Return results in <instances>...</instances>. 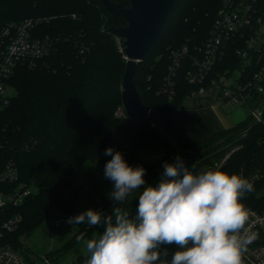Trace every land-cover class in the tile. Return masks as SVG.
Returning a JSON list of instances; mask_svg holds the SVG:
<instances>
[{
  "label": "trees",
  "instance_id": "1",
  "mask_svg": "<svg viewBox=\"0 0 264 264\" xmlns=\"http://www.w3.org/2000/svg\"><path fill=\"white\" fill-rule=\"evenodd\" d=\"M110 1L129 5L128 0ZM219 6L220 0H176L160 38L136 65L135 85L141 101L173 127L183 146L191 151L185 154L192 162L199 161L197 165L205 160L212 162V153L220 156V146L242 143L243 147L222 169L237 174L242 167L264 163V109L261 122L252 125L250 115L232 130L190 144L173 120L175 112L185 108L187 95L196 88L187 79L189 59L176 74L175 96L169 99L158 94L172 63V50L184 46L193 50L202 43ZM31 18L42 20L36 27L38 36L60 37V43L37 68H15L9 80L14 97L0 117V154L5 160H14L20 181L36 189L22 205L11 210L12 214L22 215L23 221L19 230L6 236L14 249L35 264L26 238L55 214L79 215L76 203L90 195H96L94 204L97 198L101 201L100 182L111 159L104 155L107 148L122 152L129 165L143 166L146 182L152 177V168L162 167L183 152L168 134L161 133L164 128L159 123L115 115L122 104L127 60L118 49L112 29L125 26L124 18L110 13L103 0H0V29ZM81 47L85 49L83 53ZM239 64L235 58L223 67L233 70ZM217 143L221 144L216 146ZM153 144H159L162 152L150 168L140 152ZM89 161L94 165L81 177ZM255 193L253 189L241 197L243 209L257 205ZM103 202L108 211L115 205L108 196L103 197ZM79 226L80 235H88L96 228L87 223ZM69 246L70 242L64 249ZM82 258L81 264H86L90 254Z\"/></svg>",
  "mask_w": 264,
  "mask_h": 264
},
{
  "label": "built area",
  "instance_id": "2",
  "mask_svg": "<svg viewBox=\"0 0 264 264\" xmlns=\"http://www.w3.org/2000/svg\"><path fill=\"white\" fill-rule=\"evenodd\" d=\"M40 22L41 19H25L0 29V117L14 97L9 80L15 68L18 65L37 68L60 43V37L37 35L36 27ZM115 39L119 51L125 57L124 39L116 35ZM84 50L81 47L80 52ZM235 58L240 60L235 69L223 67L224 63H231ZM170 59L172 63L158 94L169 99L175 96L176 74L183 62L189 59L191 66L187 79L196 88L187 95L188 104L199 108L215 100L226 105H245L255 123L261 122V98L264 95V0H220L216 16L203 42L196 44L193 50L188 46L172 50ZM234 73H239V77L230 83L229 78ZM115 115L121 119H130L123 104L118 106ZM242 147V143L227 144L221 155L208 163L205 169H223ZM180 156L186 166L192 163L191 157L185 153ZM237 175L252 184L257 198L255 207L243 209L246 220L240 235L245 243L240 264H264V163L254 168L242 167ZM35 192V186L20 181L16 162L5 160L0 154V264H30L20 251L14 249L6 236L19 230L23 221L22 215L12 214L11 210L22 205ZM94 207V210L105 214L110 212L100 204L99 198ZM70 217L58 216L53 227L72 225L67 222ZM167 247L170 253L176 250L175 245ZM41 264H53L48 254L42 257Z\"/></svg>",
  "mask_w": 264,
  "mask_h": 264
},
{
  "label": "clouds",
  "instance_id": "3",
  "mask_svg": "<svg viewBox=\"0 0 264 264\" xmlns=\"http://www.w3.org/2000/svg\"><path fill=\"white\" fill-rule=\"evenodd\" d=\"M104 155L111 157L104 177L114 185L107 194L114 207L107 215L88 209L67 221L104 227L86 241V264H240L246 220L241 197L253 190L246 179L220 167L194 172L195 165L189 168L177 156L164 162L152 186L146 169L129 165L122 152L109 147ZM138 191L133 217L125 205ZM170 245L176 247L172 253Z\"/></svg>",
  "mask_w": 264,
  "mask_h": 264
},
{
  "label": "rangeland",
  "instance_id": "4",
  "mask_svg": "<svg viewBox=\"0 0 264 264\" xmlns=\"http://www.w3.org/2000/svg\"><path fill=\"white\" fill-rule=\"evenodd\" d=\"M239 77V73H234L232 76H230V83H234L235 80ZM189 101L186 100V103ZM217 105L219 104L220 107H222V113L226 115L227 119L232 120L233 123L237 124L243 120H245L247 117L250 116V110L248 106L245 105H239V104H224L220 101L212 100L207 105ZM206 105V106H207ZM255 106V105H254ZM210 107V106H209ZM261 109H264V103L261 106ZM161 133L163 135H166L167 132L165 129H161ZM227 144L220 146L217 149V152H220L223 150ZM162 152V148L159 144H153V146L141 150L140 154L142 158L146 161V164L148 167L152 168L155 163V158L158 153ZM177 156H180L179 154ZM176 156V157H177ZM171 160H167L170 163L175 162V158ZM181 157V156H180ZM210 160H216L217 156L215 153L210 154L209 156ZM199 161L192 162L188 164L187 166L191 168L193 165L195 167L192 169L194 172H199L201 170H204L205 167L208 165L207 160H205L200 165H197ZM94 165L93 162L89 161L86 163L81 177L84 175V173L88 172L92 166ZM163 166L160 168H152V177L148 180V184L152 186L158 185L161 174L163 172ZM113 183L106 179L105 177L100 182V204L103 206V197L108 196L107 194L110 193L113 189ZM139 191H142L139 190ZM139 191L137 193H134L133 196L130 198V201L128 202V205L126 206L128 210L131 212V215H134L137 212L138 207V195ZM137 197V198H136ZM96 198V195H90L89 197H86L76 203V209L78 211L83 212L88 209H94V200ZM110 213V212H109ZM107 215V214H106ZM59 215H53L48 220H46L41 226H39L28 238H24L26 240V247L30 248V255L35 259L37 264L42 263V257L44 255L48 254V257L51 259V262L53 264H81L83 262L82 257H88L89 253L86 250V241L89 239H92L94 237H98L103 231V226H96L94 230L90 234H84L80 235V226L78 225H65L61 228H54L53 224L55 219ZM75 241H71L74 240ZM70 242V246L68 249H64L65 245ZM60 251V252H59ZM49 252H52L51 254ZM58 255V256H57Z\"/></svg>",
  "mask_w": 264,
  "mask_h": 264
},
{
  "label": "water",
  "instance_id": "5",
  "mask_svg": "<svg viewBox=\"0 0 264 264\" xmlns=\"http://www.w3.org/2000/svg\"><path fill=\"white\" fill-rule=\"evenodd\" d=\"M128 2V6H123L110 0H103L104 6L110 13L124 18L127 23L123 27L112 29L114 35L124 39L127 60L122 85V104L130 119L148 118L159 123L180 152H191L183 146L173 127L141 101L135 85L136 65L144 59L160 38L164 23L173 10L176 0H128ZM261 103H264V99ZM254 124L255 121L252 125ZM220 144L217 143L216 146Z\"/></svg>",
  "mask_w": 264,
  "mask_h": 264
},
{
  "label": "crops",
  "instance_id": "6",
  "mask_svg": "<svg viewBox=\"0 0 264 264\" xmlns=\"http://www.w3.org/2000/svg\"><path fill=\"white\" fill-rule=\"evenodd\" d=\"M222 111L219 104L196 108L186 103L184 109L175 112L173 120L183 139L194 144L210 138L217 132L232 130L250 117L235 124L228 120Z\"/></svg>",
  "mask_w": 264,
  "mask_h": 264
}]
</instances>
